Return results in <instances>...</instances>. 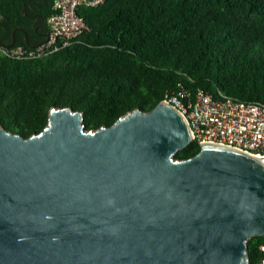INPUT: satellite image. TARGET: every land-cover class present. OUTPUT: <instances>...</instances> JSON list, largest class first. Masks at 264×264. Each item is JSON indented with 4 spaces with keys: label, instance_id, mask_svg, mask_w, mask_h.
Listing matches in <instances>:
<instances>
[{
    "label": "water",
    "instance_id": "95a60500",
    "mask_svg": "<svg viewBox=\"0 0 264 264\" xmlns=\"http://www.w3.org/2000/svg\"><path fill=\"white\" fill-rule=\"evenodd\" d=\"M81 119L52 107L27 138L0 126V264H249L262 161L213 142L174 158L190 136L164 101L92 131Z\"/></svg>",
    "mask_w": 264,
    "mask_h": 264
},
{
    "label": "trees",
    "instance_id": "16d2710c",
    "mask_svg": "<svg viewBox=\"0 0 264 264\" xmlns=\"http://www.w3.org/2000/svg\"><path fill=\"white\" fill-rule=\"evenodd\" d=\"M50 2L0 0L1 45L43 41ZM76 13L85 29L70 46L34 59L0 52L7 132H39L52 107L81 112L82 130L92 131L180 88L264 105V0H103ZM198 148L189 141L173 157ZM245 246L249 264L264 258V236Z\"/></svg>",
    "mask_w": 264,
    "mask_h": 264
},
{
    "label": "built area",
    "instance_id": "2783aa9c",
    "mask_svg": "<svg viewBox=\"0 0 264 264\" xmlns=\"http://www.w3.org/2000/svg\"><path fill=\"white\" fill-rule=\"evenodd\" d=\"M102 2L51 0L43 41L30 47L0 45V52L11 58L34 59L64 49L85 29L76 10ZM161 101L173 105L183 115L190 141L198 145L204 142L222 144L260 158L264 163V105L239 101L221 93L213 97L199 89L189 95L182 88L176 94L165 95Z\"/></svg>",
    "mask_w": 264,
    "mask_h": 264
},
{
    "label": "bare ground",
    "instance_id": "6f19581e",
    "mask_svg": "<svg viewBox=\"0 0 264 264\" xmlns=\"http://www.w3.org/2000/svg\"><path fill=\"white\" fill-rule=\"evenodd\" d=\"M260 161H262L260 158H258Z\"/></svg>",
    "mask_w": 264,
    "mask_h": 264
},
{
    "label": "crops",
    "instance_id": "0c3cea01",
    "mask_svg": "<svg viewBox=\"0 0 264 264\" xmlns=\"http://www.w3.org/2000/svg\"><path fill=\"white\" fill-rule=\"evenodd\" d=\"M46 33V32H45ZM32 46H34V45H32Z\"/></svg>",
    "mask_w": 264,
    "mask_h": 264
}]
</instances>
